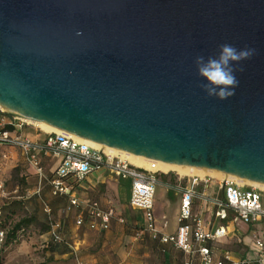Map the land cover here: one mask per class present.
I'll list each match as a JSON object with an SVG mask.
<instances>
[{
  "label": "water",
  "instance_id": "95a60500",
  "mask_svg": "<svg viewBox=\"0 0 264 264\" xmlns=\"http://www.w3.org/2000/svg\"><path fill=\"white\" fill-rule=\"evenodd\" d=\"M255 49L209 98L194 63ZM0 106L165 163L264 184V0H0Z\"/></svg>",
  "mask_w": 264,
  "mask_h": 264
},
{
  "label": "built area",
  "instance_id": "2783aa9c",
  "mask_svg": "<svg viewBox=\"0 0 264 264\" xmlns=\"http://www.w3.org/2000/svg\"><path fill=\"white\" fill-rule=\"evenodd\" d=\"M5 110L0 106V167L9 158L7 148H14L21 152L22 160L34 170L38 179L36 194H40L42 185L48 184L55 197H67L66 211L78 209L76 225L82 226L87 222L90 229L108 230L112 219L115 217L113 209H102L97 202H83L73 196L75 185L83 181L89 174L98 171H108L113 176L131 183V196L129 204L132 208L144 211L146 226L153 239L161 243H171L186 254H197L200 264H264V242H255L258 255L254 259L233 260L226 252L219 260H214L211 249L207 246L210 241H215L226 236V228L221 226L215 230L206 231L199 215L194 214L196 201L205 203L216 214L224 219L227 212H232L238 220L245 224L264 221V188L247 184H237L227 179H215L210 176L189 175L180 176L179 180L189 179L191 187L182 188V199L179 213V226L173 235L160 233L154 224V198L158 186L157 172L132 165L120 156L106 154L86 142H79L70 134L47 133L44 141L31 140L22 135L23 123L15 124V131L6 129ZM14 120L19 118L12 117ZM22 120V119H21ZM18 128V129H17ZM49 154L57 157L59 162L51 175H47L41 155ZM162 174V173H161ZM169 174V173H163ZM217 183L221 195L210 197L205 191L211 181ZM197 187V189H195ZM0 193H4V181L0 180ZM45 213L50 216V208L44 205ZM123 222L122 218H118ZM53 243H65L71 250L74 264H88L78 255L75 245H70L62 235V224H50L49 232ZM5 234L0 231V248ZM191 264V263H190Z\"/></svg>",
  "mask_w": 264,
  "mask_h": 264
},
{
  "label": "crops",
  "instance_id": "0c3cea01",
  "mask_svg": "<svg viewBox=\"0 0 264 264\" xmlns=\"http://www.w3.org/2000/svg\"><path fill=\"white\" fill-rule=\"evenodd\" d=\"M22 135L24 134L22 133ZM46 137L40 135L36 141H44ZM7 151L9 158L0 167V171L16 164L19 160L22 163L21 152L14 148H7ZM40 158L45 170L46 160L53 162L49 174L46 173L48 176L51 175L57 167L59 159L51 154L48 156L41 155ZM157 179L159 183L152 211L154 224L160 233L173 235L179 226L181 190L185 186L191 187V181L189 179L179 180L175 175L172 177L168 174H158ZM120 180L122 179L116 178L108 171H98L89 174L83 181L74 186L72 195L76 196L80 201L97 202L102 209H113L115 213L109 229L102 231L90 229L87 222H84L82 226H77L75 221L79 210L75 208L71 213L65 210V213L74 215V224L71 225L69 234L67 233L70 241H68L65 234V222H59L63 225L62 232L66 241L68 244L76 246L79 257L88 264H200V258L197 254H186L171 243L165 244L158 239H153L148 232L144 231L146 226L145 213L130 206L131 186L127 198L121 197L119 185H117ZM212 182L208 185L205 194L210 197H218L221 195V193L216 192L218 185L216 182ZM212 185H214L215 189L209 192V188ZM45 186H47L46 183L42 185L41 192ZM103 189L106 190L107 199L103 197L98 198V200L93 199ZM55 198H65L66 203H68L67 197ZM174 203L176 204L177 212L176 226L167 230L165 223L160 226L159 223L160 220L165 219L164 208L170 207ZM193 209L194 214L201 217L206 231L215 230L221 226L226 228L227 234L225 237L207 243L215 261L221 259L226 252L230 254L233 260L254 259L257 257L258 251L255 242L258 239L264 242L263 220L245 224L238 220L230 211L227 212L226 218L222 219L216 214L215 210L199 201L194 203ZM118 218H122L123 222H120ZM67 224L70 226V223L67 222ZM65 255H62V257ZM66 262L67 260H65ZM71 264H74L73 257Z\"/></svg>",
  "mask_w": 264,
  "mask_h": 264
},
{
  "label": "rangeland",
  "instance_id": "374dc122",
  "mask_svg": "<svg viewBox=\"0 0 264 264\" xmlns=\"http://www.w3.org/2000/svg\"><path fill=\"white\" fill-rule=\"evenodd\" d=\"M5 112L9 116L5 118L6 121H14L15 124L23 123L22 129H17L30 139L37 140L40 135L42 137L48 135L47 132L33 122H27L20 118L19 120L10 119L12 117L6 110ZM45 163V172L49 174L53 162L47 159ZM157 173L161 174L162 172ZM168 175L174 177L175 173L170 172ZM0 179L4 181V193H0L1 222L4 225H8V223H15L24 217L32 216L34 219L28 228L29 232L24 240L2 249L0 252V264H71V252L62 244H53L49 235L51 223L64 221L66 224L65 234L68 241H70L68 234L71 225L74 224V215L65 213L66 199L55 198L48 184L40 194H35L38 188L37 176L32 168L21 163L20 160L16 164L2 169L0 171ZM212 183H215L214 180ZM117 185H119L121 197L127 198L130 193V181L120 180ZM213 189H215L214 185L209 188V192ZM216 192L220 193L218 186L216 187ZM102 197L107 199L106 190L104 189L97 193L93 199L98 200V198ZM42 201L48 203L51 208L50 216L44 213ZM164 215L165 219L160 220L159 226L165 223L167 230L176 226L177 212L175 203L171 204L170 207L164 208ZM67 222L70 223V226H68ZM62 255L65 256L62 257ZM65 260H67L66 263Z\"/></svg>",
  "mask_w": 264,
  "mask_h": 264
},
{
  "label": "clouds",
  "instance_id": "9594fccd",
  "mask_svg": "<svg viewBox=\"0 0 264 264\" xmlns=\"http://www.w3.org/2000/svg\"><path fill=\"white\" fill-rule=\"evenodd\" d=\"M254 54L255 49H238L232 44L224 43L219 46L216 55L207 58L197 55L194 63L196 74L203 81L201 89L209 98L215 97L219 101L230 99L239 85L234 65L251 59Z\"/></svg>",
  "mask_w": 264,
  "mask_h": 264
},
{
  "label": "bare ground",
  "instance_id": "6f19581e",
  "mask_svg": "<svg viewBox=\"0 0 264 264\" xmlns=\"http://www.w3.org/2000/svg\"><path fill=\"white\" fill-rule=\"evenodd\" d=\"M17 117L27 122H33L34 124H36L38 127H40L43 131L47 133H62L63 132L50 125L32 120L27 117H21V116H17ZM70 135L79 142H86L97 149L103 150L108 155L120 156L123 159L128 160L132 165L146 169L148 171L162 172V173L173 172L180 176H189V175L210 176L212 178L227 179L237 184H248L251 186H258V187L264 188V184L242 179V178L229 175V174H226L224 172H221L215 169H207V168L187 166V165H178V164L165 163V162L157 161V160H151V159L139 156V155L117 150L109 146L102 145L100 143H95L91 140L83 139L76 135H72V134Z\"/></svg>",
  "mask_w": 264,
  "mask_h": 264
},
{
  "label": "trees",
  "instance_id": "16d2710c",
  "mask_svg": "<svg viewBox=\"0 0 264 264\" xmlns=\"http://www.w3.org/2000/svg\"><path fill=\"white\" fill-rule=\"evenodd\" d=\"M4 115L6 117H9L7 115V113H4ZM10 119H13V118H10ZM7 122L8 123L6 124V129H8L9 131H12V132L15 131L16 128L14 126V121H7ZM22 163L25 164L23 160H22ZM45 204L49 207V205L47 203L43 202V211H44V205ZM44 213H45V211H44ZM69 213H71V211ZM50 215H51V211H50ZM33 221H34V219H33L32 216L24 217V218L20 219L19 221L15 222V223H8V225H4V223H2L1 220H0V231H3L4 234H5L3 244H2V246L0 248V252L4 248H6V247H8L10 245H13L14 243H17V242H20V241L24 240L25 236L29 232L28 228H29L30 224ZM55 222H59V221H55ZM62 229H63V225H62ZM62 235L64 236L63 232H62ZM53 244H62L71 252V250L69 249L68 245H66L65 243H53Z\"/></svg>",
  "mask_w": 264,
  "mask_h": 264
}]
</instances>
